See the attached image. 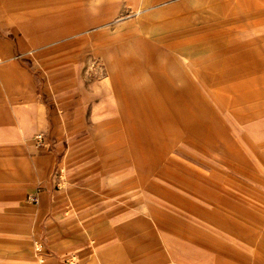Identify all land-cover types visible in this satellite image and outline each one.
<instances>
[{"label":"crops","instance_id":"1","mask_svg":"<svg viewBox=\"0 0 264 264\" xmlns=\"http://www.w3.org/2000/svg\"><path fill=\"white\" fill-rule=\"evenodd\" d=\"M24 4L0 13V173L16 184L11 187L16 202L25 204L26 196L33 194L40 212L45 208L51 226L45 237L51 252L68 256L88 247L82 237L57 230L68 204L76 201L75 192L87 191L74 183L68 157L62 160V189L50 185L51 167L45 159L51 155L36 146L39 136L58 142L85 129L94 141L133 136L147 127L166 130L168 136L194 134L196 139L190 142L217 144L225 152L239 145L246 153L261 154L247 158L264 159V0H29ZM140 62L177 66V70L162 67L164 72L153 78L159 81L155 87L173 90V95L153 94L152 99L187 104L194 112L189 122L187 109L180 107L176 114H139L133 94L119 93L102 82L100 65ZM188 86L195 92L193 99L183 95ZM171 110L178 111L166 106L147 109ZM206 152L216 153L212 147ZM112 203L117 207L119 199ZM40 212L26 207L17 225L20 236L14 237L36 234L45 221ZM109 258L101 253L102 264Z\"/></svg>","mask_w":264,"mask_h":264},{"label":"rangeland","instance_id":"2","mask_svg":"<svg viewBox=\"0 0 264 264\" xmlns=\"http://www.w3.org/2000/svg\"><path fill=\"white\" fill-rule=\"evenodd\" d=\"M25 1L29 0H0V13ZM100 66L105 86L133 94L139 114L160 116L187 109V104L152 99L173 95V90L155 87L159 81L153 78L157 72L177 70L175 65ZM183 95L193 99L195 92L188 86ZM154 106L181 110L147 111ZM186 112L187 118L194 114ZM151 130L141 127L133 136L94 141L85 129L58 142L44 135L36 138L41 152L51 155L45 159L51 167L50 185L62 189V160L68 157L74 183L87 191L75 192L76 201L68 204L57 230L82 237L88 247L68 256L51 252L45 208L40 212L33 194L26 196L25 204L16 202L11 188L16 184L1 172L0 264H102V252L110 257L107 264H264V159L247 158L261 154L246 153L239 145L225 152L217 144L190 142L194 134L177 137L163 129ZM207 147L216 153L206 152ZM114 199H119L117 207ZM26 207L38 210L45 221L36 234L16 238Z\"/></svg>","mask_w":264,"mask_h":264}]
</instances>
